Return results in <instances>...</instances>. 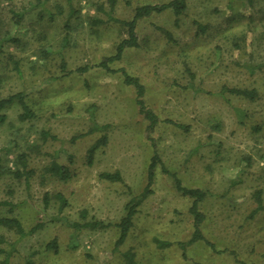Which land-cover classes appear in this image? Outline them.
I'll list each match as a JSON object with an SVG mask.
<instances>
[{
    "label": "rangeland",
    "instance_id": "374dc122",
    "mask_svg": "<svg viewBox=\"0 0 264 264\" xmlns=\"http://www.w3.org/2000/svg\"><path fill=\"white\" fill-rule=\"evenodd\" d=\"M167 1L115 0L112 13L129 20L135 7ZM108 11L109 0H0V99L23 89L34 111L21 120L19 104L0 109L2 165L17 168L25 154L33 170L27 187L8 171L0 175V200L12 205H0V217H15L26 229L42 223L15 243L8 264H126L125 251L133 252L134 264H264V208L248 217L257 190L264 206V0H187L177 21L170 10L137 21L138 46L110 67L124 68L143 85L144 103L158 118L153 129L138 111L133 86L96 65L127 36L117 22L90 23ZM195 21L208 25L205 33H196ZM62 61L69 70L90 67L64 75ZM224 87L256 88L258 97L248 100ZM41 130L55 137L42 140ZM104 134L88 164L87 148ZM153 150L183 185L207 191L199 204L201 231L220 252L203 242L180 248L193 230L191 198L159 166L115 248L114 224L140 196ZM51 161L69 176L48 171ZM105 171H118L123 182L101 178ZM57 192L67 200L61 211ZM93 219L110 226H72ZM0 236L17 240L1 225ZM54 238L56 251L46 248ZM154 239L171 245L158 247Z\"/></svg>",
    "mask_w": 264,
    "mask_h": 264
},
{
    "label": "trees",
    "instance_id": "16d2710c",
    "mask_svg": "<svg viewBox=\"0 0 264 264\" xmlns=\"http://www.w3.org/2000/svg\"><path fill=\"white\" fill-rule=\"evenodd\" d=\"M115 0H109L110 4V11L106 13V19H101V18H93L90 23L92 25H97L101 23H105L106 21H113L117 22L119 25L123 26L126 29L127 36L123 39H121L117 45L115 46V50L113 54L106 56L103 58L101 61H99L96 65L103 68L104 70L112 71V72H119L122 80L125 84L133 86L135 89V103L138 107V111L143 114L144 118L148 122V129H153L158 122V118L156 114L146 106L144 103V87L143 85L139 82V80L130 75L124 68H111L110 64L114 61L117 60L121 57L123 51L126 48L129 47H137L138 42H137V37L135 34V27L137 25V21L148 17L152 15L153 13H159L162 11L170 10L173 13L175 21L178 20L179 16L183 14V12L186 9L187 5V0H169L167 2L163 3H157V4H142L134 8V12L132 17L129 20H124V19H119L115 17L112 13L113 10V5H114ZM15 17V23L18 24L19 22V17L20 14L14 13L13 14ZM194 25L196 26V33L197 34H203L208 28L207 24H202L200 22L195 21ZM161 30V32L164 34V36L172 41V36L171 33L164 28H158ZM90 66L84 65V66H79L75 70H69L66 68V64L64 61L61 62L60 64V71L62 74L66 75L69 74L72 71L76 72H84L86 71ZM13 68L16 71V73L20 76L21 72L18 67L17 61H13ZM228 92L239 95L243 98H246L248 100H254L258 97V91L256 88H249V87H224ZM27 92L25 90H20L16 93H13L5 98L0 99V109L6 107L7 105L11 103H17L19 104L21 108V113L19 114V118L21 120H26L30 119L34 116V111L28 106L26 103V98ZM5 119V115H0V122H2ZM169 123H172L176 126L179 127H184L183 125L176 123L172 120H165ZM102 128L108 127L107 125H102ZM95 128H91L88 130L90 132L91 130H94ZM54 138L55 136L51 135L49 131L47 130H41L40 131V138L42 140H46L47 138ZM106 142V135L100 136L94 143H92L86 151V162L88 164H91L93 161V155L97 147L104 145ZM18 161V167L13 168L12 170L8 167L4 168L1 162L0 158V175L6 173L5 171L10 172L16 179L23 178L24 183L26 187L29 185V177L32 175L33 170L32 168H27V159L25 154H19L17 157ZM156 166H159L161 171L172 179V182L174 184V187L176 191L180 192L183 195H186L191 198L190 206L188 208L189 213L192 218V233L190 238L188 239L187 242L179 243V246L182 250L185 249L186 244H191L193 242H203L207 247L212 249L215 252H220V250L215 248V245L208 240L206 237H204L202 231H201V226L205 220V215L203 211L200 209V202L208 195L207 191L202 190L200 188H192V187H187L183 185L179 177L173 173L170 172L161 162L157 152L154 150L152 151L150 161L147 165L146 169V178H145V185L143 186L142 192L140 196L136 198L130 199L124 207V214L123 216L119 219L118 222H116L114 225L117 228V237L114 242L115 248L119 247L124 240L127 237L128 231L130 227L132 226V221H133V216L136 212V207L139 204V202L151 191V185L154 180V169ZM47 170L50 171L51 173H54L56 175H59L61 178H67L69 176V171L68 169L61 165L57 164L55 161H51L49 165L47 166ZM99 176L103 179L109 180V181H117V182H123L122 177L118 171H113V172H101ZM255 201H256V207L251 211L248 217H253L256 213H258L260 210L264 208L263 203H262V198H261V192L260 190H257L254 193ZM56 201L58 203V211H61L67 204V200L64 197V195L60 192H57L55 194ZM43 202L44 206L49 203V195L48 193L44 194L43 197ZM2 204H7L12 206L8 201H1L0 200V205ZM81 216H84V211L81 212ZM85 217V216H84ZM0 225L3 227H6L8 229H11L14 231L15 235L17 236V240L14 242H7L2 236H0V245L3 243H6L7 247L6 249L0 248V251L4 252L3 257L0 259V264H8L9 263V256L11 252L14 249L15 243L20 240L21 238L32 234L35 232L38 228L42 226V223H36L34 226H32L29 229H26L21 222L15 218V217H0ZM73 227H90V228H105L110 226V223L108 222H103L101 220H86L82 223L74 222L72 223ZM156 242V245L158 247H167L171 245V242L166 241V240H159V239H154ZM58 247L56 239H52L50 242L46 244L47 249H51L56 251ZM122 256L125 260L126 264H134V254L131 251H125L122 253ZM26 264H34L33 260L27 259Z\"/></svg>",
    "mask_w": 264,
    "mask_h": 264
}]
</instances>
